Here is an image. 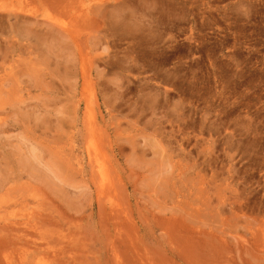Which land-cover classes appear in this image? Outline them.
I'll return each mask as SVG.
<instances>
[{
    "label": "rangeland",
    "instance_id": "374dc122",
    "mask_svg": "<svg viewBox=\"0 0 264 264\" xmlns=\"http://www.w3.org/2000/svg\"><path fill=\"white\" fill-rule=\"evenodd\" d=\"M0 264H264V0H0Z\"/></svg>",
    "mask_w": 264,
    "mask_h": 264
},
{
    "label": "bare ground",
    "instance_id": "6f19581e",
    "mask_svg": "<svg viewBox=\"0 0 264 264\" xmlns=\"http://www.w3.org/2000/svg\"><path fill=\"white\" fill-rule=\"evenodd\" d=\"M19 27H22V26H17L16 28L18 29ZM24 36H25V34H23ZM88 148V147H87ZM88 150V149H87ZM95 153H96V151H95ZM88 159H89V161L88 162H90V164H91V166L92 165H96V167H97V170H98V172H99V174H100V176H101V178L100 179H102L103 178V176L104 175H106L105 173H104V166H103V163L99 160L98 161V159L96 158V157H94V158H92V156L90 155V152H88ZM95 162V163H94ZM91 166H89V167H91ZM93 168V167H92ZM95 170H96V168H94ZM93 169V170H94ZM94 170V171H95ZM92 173H94V172H92ZM97 174V173H96ZM94 175V174H93ZM98 175V174H97ZM99 176V175H98ZM98 176H97V178H98ZM108 177V176H107ZM97 182V181H96ZM97 184H98V182H97ZM100 184V183H99ZM106 184V183H105ZM101 186V185H100ZM106 186V185H105ZM100 188V187H99ZM101 190V189H100ZM99 190V191H100Z\"/></svg>",
    "mask_w": 264,
    "mask_h": 264
}]
</instances>
